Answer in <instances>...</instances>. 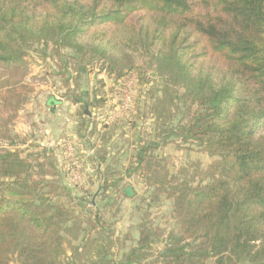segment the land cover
I'll use <instances>...</instances> for the list:
<instances>
[{
    "label": "trees",
    "instance_id": "trees-1",
    "mask_svg": "<svg viewBox=\"0 0 264 264\" xmlns=\"http://www.w3.org/2000/svg\"><path fill=\"white\" fill-rule=\"evenodd\" d=\"M142 13L137 30L128 20ZM129 40L149 53L154 85L169 80L183 91L171 101L170 123L158 118L161 135L196 143L214 159L196 186L192 178L165 189L180 229L159 260L264 264V0H0V91L16 88L31 52L61 67V77L70 64L87 72L100 52L116 80L136 70L144 83L146 70L116 57ZM37 168L0 150V264H64L62 234L83 231L57 202L59 193L71 197L58 171L47 181ZM141 227L122 264H160L148 253L152 229Z\"/></svg>",
    "mask_w": 264,
    "mask_h": 264
},
{
    "label": "rangeland",
    "instance_id": "rangeland-1",
    "mask_svg": "<svg viewBox=\"0 0 264 264\" xmlns=\"http://www.w3.org/2000/svg\"><path fill=\"white\" fill-rule=\"evenodd\" d=\"M142 16H133L128 23L138 30ZM119 54L125 57V66L146 70V82L141 83L136 70L116 80L106 71L108 60L100 52L91 53L87 72L78 75L76 64H70L63 77L61 67L31 52L16 88L0 91V150L17 152L22 160L40 165L34 175L47 181H53L52 173L58 171L55 179L71 193V197L59 193L57 202L71 210L83 231L62 234L64 264H122L138 246L141 226L152 229L148 253L162 264L158 253H165L170 237L180 229L174 199L165 189L192 178L191 185L196 186L214 160L196 143L161 135L158 118L170 123L171 101L176 90L179 95L183 91L169 80L152 83L157 74L149 53L129 40L119 43L116 57ZM165 87L170 89L167 95L158 90ZM68 142L73 143L79 174L67 153ZM150 146L155 149L145 157ZM104 156L106 163L101 164ZM139 157L145 159L142 164ZM85 165L93 174L84 170Z\"/></svg>",
    "mask_w": 264,
    "mask_h": 264
},
{
    "label": "built area",
    "instance_id": "built-area-1",
    "mask_svg": "<svg viewBox=\"0 0 264 264\" xmlns=\"http://www.w3.org/2000/svg\"><path fill=\"white\" fill-rule=\"evenodd\" d=\"M68 147H67V153L69 155V158L71 159V161H73V163L77 166V174H79L80 172V164L78 163L77 160L74 159V147H73V143L72 142H68L67 143ZM77 174L75 175V177H77Z\"/></svg>",
    "mask_w": 264,
    "mask_h": 264
},
{
    "label": "crops",
    "instance_id": "crops-1",
    "mask_svg": "<svg viewBox=\"0 0 264 264\" xmlns=\"http://www.w3.org/2000/svg\"><path fill=\"white\" fill-rule=\"evenodd\" d=\"M87 118H90V116H89V117L87 116ZM80 120H81V119H80ZM58 121H60V122H59V124H62V122H61V119H60V118H59V120H58ZM99 127H100V125H99ZM99 129H100V128H99ZM103 131L105 132V131H106V129H105V128H103ZM103 131H102V132H103ZM102 141H103V146H106V145H107V143H106L104 140H102ZM99 147H100V146H99ZM106 154H107V153H106ZM105 158H107V157L105 156ZM102 163H103V162H101V164H102ZM104 163H106V161H105ZM84 170H85V171H87V172H88V174H93V173H91V171H90V170H91V167H89V166H87V165H85V168H84ZM90 176H91V175H90ZM116 176H117V175H114V177H116ZM91 177H92V176H91ZM108 177H109V176H108ZM108 177H107V178H108ZM114 177H113V178H114ZM128 191H129V190H128Z\"/></svg>",
    "mask_w": 264,
    "mask_h": 264
},
{
    "label": "water",
    "instance_id": "water-1",
    "mask_svg": "<svg viewBox=\"0 0 264 264\" xmlns=\"http://www.w3.org/2000/svg\"><path fill=\"white\" fill-rule=\"evenodd\" d=\"M95 78H96V77H95ZM85 113H86L87 115L90 116V113H89V111L87 110V107H86V109H85Z\"/></svg>",
    "mask_w": 264,
    "mask_h": 264
}]
</instances>
